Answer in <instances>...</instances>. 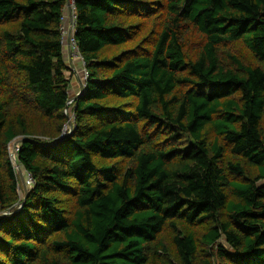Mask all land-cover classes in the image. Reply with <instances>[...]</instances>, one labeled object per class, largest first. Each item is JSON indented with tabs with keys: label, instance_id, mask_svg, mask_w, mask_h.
I'll list each match as a JSON object with an SVG mask.
<instances>
[{
	"label": "trees",
	"instance_id": "1",
	"mask_svg": "<svg viewBox=\"0 0 264 264\" xmlns=\"http://www.w3.org/2000/svg\"><path fill=\"white\" fill-rule=\"evenodd\" d=\"M65 5L0 0V264H264V0H77L69 105Z\"/></svg>",
	"mask_w": 264,
	"mask_h": 264
},
{
	"label": "built area",
	"instance_id": "2",
	"mask_svg": "<svg viewBox=\"0 0 264 264\" xmlns=\"http://www.w3.org/2000/svg\"><path fill=\"white\" fill-rule=\"evenodd\" d=\"M76 2H77V0H66V5L64 8L63 16H62L63 23H62L61 30H62V35H63V42L65 43V40H66L70 55H76L78 53L80 54L78 46H77V41L75 38L76 27H77ZM66 34H67V37L65 36ZM87 76H88V72H87L86 77ZM73 101H74L73 98L70 99L68 101V105L72 104ZM66 112H67V114H70L69 110H67ZM71 116H73V115H71ZM69 128H71V127L69 125H67L65 128L66 131L69 130ZM19 141H20V138H17L9 146L10 147V156H11L12 160L14 161L13 163L15 164V169H16L17 173H19L20 169L17 170L16 165H17V167L21 166L17 162V153L19 151V146H18ZM12 153H13V156H12ZM24 179H25V184L28 188H30L34 184V179L30 173L25 172ZM20 206H21V204H20Z\"/></svg>",
	"mask_w": 264,
	"mask_h": 264
},
{
	"label": "rangeland",
	"instance_id": "3",
	"mask_svg": "<svg viewBox=\"0 0 264 264\" xmlns=\"http://www.w3.org/2000/svg\"><path fill=\"white\" fill-rule=\"evenodd\" d=\"M66 37H67V34L65 35ZM65 43H66V40H65ZM66 49H67V51H68V54L66 55L67 56V59H73V58H75V59H77V61H78V63L76 64V66H77V68H80L79 70L81 71V74H83V79H82V83H81V85H83L84 87H85V80H86V75H87V70H86V67H85V61H84V59H83V57L81 56V54H76V55H70V53H69V49H68V45H67V43H66ZM71 61H68L67 62V64H68V67H69V69L66 71V74H67V76L71 79V86H73V88L74 89H77L78 88V82H76V79H77V77H76V74H75V72L73 71V70H71V65H72V63H70ZM76 68V67H75ZM80 87V90L78 89V90H76V94L78 95L80 92H83V90H82V87L81 86H79ZM69 92H70V90H69ZM70 114H71V111L69 112ZM21 140H22V138H21ZM20 142V141H19ZM9 149H10V147H9ZM14 162V161H13ZM14 164V163H13ZM14 167H15V164H14ZM19 167V168H18ZM17 167V165H16V168H17V170L18 169H20V170H22V172H23V174L25 175V169H23L21 166H18ZM18 175H19V182H20V187H19V189H20V194H22L21 196L23 197L24 196V194H25V192H24V188H23V182H22V180H21V177H20V174L18 173ZM18 207H20V206H18Z\"/></svg>",
	"mask_w": 264,
	"mask_h": 264
},
{
	"label": "crops",
	"instance_id": "4",
	"mask_svg": "<svg viewBox=\"0 0 264 264\" xmlns=\"http://www.w3.org/2000/svg\"><path fill=\"white\" fill-rule=\"evenodd\" d=\"M64 50H65V58H66V61L68 62V61H71L70 63H72V65L70 66L71 67V70H73L74 72H75V74H76V77H77V79H76V82H78V85L79 86H81V83H82V79H83V74H81V71L79 70L80 68H77V66H76V64L78 63V61H77V59H75V58H73V59H67V54L66 53H68V51H67V49H66V47L64 48ZM76 67V68H75ZM78 86V88L77 89H74L73 88V86H71L70 87V95H71V97L72 98H74L77 94H76V90H80V87Z\"/></svg>",
	"mask_w": 264,
	"mask_h": 264
},
{
	"label": "water",
	"instance_id": "5",
	"mask_svg": "<svg viewBox=\"0 0 264 264\" xmlns=\"http://www.w3.org/2000/svg\"><path fill=\"white\" fill-rule=\"evenodd\" d=\"M81 87H82V90H83V89H84V86L81 85ZM81 93H82V92H80L78 95H76V96L74 97V100L77 99V97H78ZM68 125H69L70 127H72V121H71L70 118H69V120H68ZM26 139H28V138H26V137H22V140H26ZM12 156H13V153H12ZM19 174H20L21 180H22V182H23L22 184H23L24 192L26 193V196H25L24 199H23V201H25V199H26V197H27V193H28L29 188H28V187L26 186V184H25L24 174H23L22 170H19Z\"/></svg>",
	"mask_w": 264,
	"mask_h": 264
},
{
	"label": "clouds",
	"instance_id": "6",
	"mask_svg": "<svg viewBox=\"0 0 264 264\" xmlns=\"http://www.w3.org/2000/svg\"><path fill=\"white\" fill-rule=\"evenodd\" d=\"M66 47V43H64V48ZM66 54H68V53H66ZM74 99V98H73ZM69 115V114H68ZM70 119H71V117H70ZM71 121H72V119H71ZM72 125H73V121H72Z\"/></svg>",
	"mask_w": 264,
	"mask_h": 264
}]
</instances>
